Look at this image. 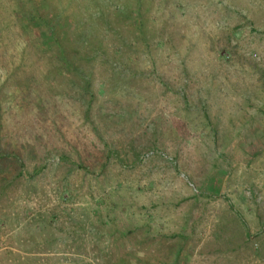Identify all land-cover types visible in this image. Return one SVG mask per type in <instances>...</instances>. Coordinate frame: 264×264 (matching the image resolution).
Returning <instances> with one entry per match:
<instances>
[{
  "label": "rangeland",
  "instance_id": "1",
  "mask_svg": "<svg viewBox=\"0 0 264 264\" xmlns=\"http://www.w3.org/2000/svg\"><path fill=\"white\" fill-rule=\"evenodd\" d=\"M0 264H264V0H0Z\"/></svg>",
  "mask_w": 264,
  "mask_h": 264
},
{
  "label": "trees",
  "instance_id": "2",
  "mask_svg": "<svg viewBox=\"0 0 264 264\" xmlns=\"http://www.w3.org/2000/svg\"><path fill=\"white\" fill-rule=\"evenodd\" d=\"M55 43H56V46L58 47V49H57V57L56 58L64 60L65 56L63 54V49H62L61 45L59 44L58 41H55Z\"/></svg>",
  "mask_w": 264,
  "mask_h": 264
}]
</instances>
